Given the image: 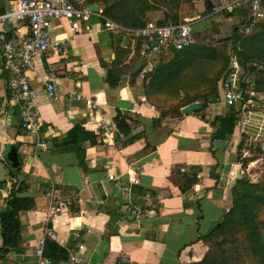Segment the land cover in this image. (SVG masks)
Masks as SVG:
<instances>
[{
    "label": "crops",
    "instance_id": "crops-1",
    "mask_svg": "<svg viewBox=\"0 0 264 264\" xmlns=\"http://www.w3.org/2000/svg\"><path fill=\"white\" fill-rule=\"evenodd\" d=\"M10 1L0 0V12ZM201 1L205 7L204 0H192ZM95 4L103 9L102 3ZM84 5L88 7L83 1ZM231 16L227 14L228 19ZM147 17L159 22L163 10L149 11ZM73 22L52 20L51 39L65 40L68 45L37 55L34 68L27 71L31 86L38 91L35 105L42 121L38 138L22 128L20 106L7 86L1 47L5 39L24 35L27 28L0 27V163L7 170L6 182H0V209L14 182L23 187L21 196L32 199L31 208L19 212L21 250L10 251L0 264H35L39 240L49 228L58 239L46 240L63 249L58 254L44 243L52 264H73L68 258L71 251L87 264H125L124 260L198 264L210 248L197 237L211 231L231 206L228 184L242 165L239 147L242 156H251L245 155L250 142L264 150V109L250 108L264 99V92L254 91L242 103L229 106L220 100L218 85V98L203 107L196 100L197 111L161 116L156 102L147 96L152 70L140 76L145 63L143 43L104 28L94 14L75 21L76 28ZM263 27L264 19L258 20L244 35L255 36ZM172 56L155 58L153 67ZM107 78L116 82L110 84ZM244 79L255 83V72H245ZM46 81L57 87L55 97L47 95ZM85 98L97 107L91 108ZM232 107L239 110L236 124L224 136L213 121ZM117 113L127 124L125 131L115 122ZM108 130L113 131V138L108 137ZM42 138L44 147L37 145ZM9 145L16 150L13 163L6 156ZM108 174L117 179H108ZM195 175L194 183L188 185ZM131 177L137 183L130 182ZM183 183L186 190L180 188ZM52 188L53 199L65 204L53 216L48 213ZM135 205L140 209L137 216L130 213Z\"/></svg>",
    "mask_w": 264,
    "mask_h": 264
},
{
    "label": "trees",
    "instance_id": "trees-1",
    "mask_svg": "<svg viewBox=\"0 0 264 264\" xmlns=\"http://www.w3.org/2000/svg\"><path fill=\"white\" fill-rule=\"evenodd\" d=\"M213 1L204 0L207 12L211 11ZM94 2L102 3L103 14L107 18L131 28L144 25L149 20L147 12L159 9L163 10V18L159 23H176L180 20L182 2L191 3L192 0H84L86 4ZM231 12L241 14L242 23H249V6L241 9L240 13L238 9H232ZM232 29L229 39L243 73L255 72L254 91L264 92V27L262 32L252 37L238 33L237 26ZM229 58L222 45L215 47L196 42L188 48L174 51L171 59L158 61L153 67L146 82L147 96L156 102L161 116L180 115L182 106L196 100L203 107L218 98V82L227 70ZM108 81L110 84L116 82ZM238 113L239 110L232 107L227 115L216 117L213 121L214 125L218 124L216 131L222 132L224 136L231 134ZM115 122L119 129L125 131L124 126L127 124L118 113ZM241 146L238 159L241 166L245 167L256 157L242 156ZM259 151L264 152L262 149ZM183 178L186 179L184 183L189 179L187 174ZM190 178L188 185L191 186L196 175ZM184 183L180 185L181 190L188 188ZM22 188L14 182L4 207L0 209V259L5 258L10 251L21 250L23 226L19 212L30 209L32 205L30 197L20 195ZM230 194L231 206L222 220L207 234L197 237L210 248L198 264H225L220 257L226 247L231 245H242L256 264H264V175L257 181L238 179L231 186ZM45 245L57 253H63V249L55 242L46 240ZM51 258L57 260L56 257Z\"/></svg>",
    "mask_w": 264,
    "mask_h": 264
},
{
    "label": "built area",
    "instance_id": "built-area-1",
    "mask_svg": "<svg viewBox=\"0 0 264 264\" xmlns=\"http://www.w3.org/2000/svg\"><path fill=\"white\" fill-rule=\"evenodd\" d=\"M84 0H11L9 7L0 12V27L5 24H11L14 28L25 26L27 31L24 35L7 38L2 42V55L5 67L8 71V89L20 106V115L22 118V128L27 134L40 137L42 121L40 120L35 100L38 95L36 88L32 87L27 75V71L34 68V58L44 51L51 49L53 51L64 50L68 42L65 40H52L50 36V25L53 19L65 18L73 22L76 28V22L79 19H87L90 15H96L106 29L118 30L141 41L144 48L145 63L141 69L140 76L144 77L146 73L153 69L155 58L170 55L174 51L183 50L196 42L194 23L206 18L200 16L196 19H186L176 23L161 24L155 19H149L142 26L124 27L119 23L107 18L102 9L98 11L90 10L86 5L82 6ZM244 4L249 6L250 21L244 27V34L252 31L256 21L264 19V0H214L210 14H220L231 9L238 8ZM195 20V21H194ZM46 93L49 97H55L57 87L53 81L44 83ZM219 90L221 91L223 101L234 106L242 103L246 96L254 93V83L245 81L244 73L235 53L229 58V63L225 74L219 80ZM81 99V95H77ZM86 104L91 108L97 107L96 102L90 98H85ZM154 108L153 105H150ZM108 137L113 138L114 133L108 130ZM44 147L46 141L42 138L37 143ZM235 168V166H234ZM108 179H117L112 174H108ZM130 182L137 183V179L131 177ZM118 184V183H117ZM120 189L129 191L128 186H121ZM53 188L48 192L51 196L48 213L53 216L60 213L65 206L61 201L53 199ZM0 191L2 187L0 185ZM133 216L140 213L136 205L130 210ZM46 238L58 239L57 233L53 229H47L45 236L39 240V246L35 251V264H52L49 257L44 254V243ZM83 245L79 244L78 249ZM69 260L73 264H87L83 262L72 251L69 254ZM125 264H133L123 261Z\"/></svg>",
    "mask_w": 264,
    "mask_h": 264
},
{
    "label": "rangeland",
    "instance_id": "rangeland-1",
    "mask_svg": "<svg viewBox=\"0 0 264 264\" xmlns=\"http://www.w3.org/2000/svg\"><path fill=\"white\" fill-rule=\"evenodd\" d=\"M198 1V0H197ZM201 2H184L180 7V18L182 20L185 19H196L200 16L202 18L205 16L206 18L199 20L197 23H194L195 30V39L197 43H203L205 45L225 46L227 54L229 57L233 51L232 42L229 39L232 34V28L234 26L238 27V33H244L245 23H242L243 17L235 12L232 14L231 19H228L227 14H210L205 9L206 7L201 5ZM203 4V3H202ZM244 8H247V4L242 5ZM201 10H198V8ZM200 12H194L195 10ZM232 10V9H231ZM229 10V11H231ZM235 10V9H234ZM202 14V15H201ZM198 16V17H197ZM185 17V18H184ZM196 17V18H195ZM152 18V17H150ZM195 21V20H194ZM195 42V43H196ZM219 85V83H218ZM220 100H223L222 95H220ZM250 106V105H248ZM262 108L264 109V99H259L258 103L254 102V106H250V108ZM249 143V142H248ZM247 150L250 154L245 151V155L255 156L257 159L253 160L247 165L249 172V179L252 181H257L264 175V152L259 151L262 149L257 142H250ZM264 151V150H263ZM247 152V154H246ZM244 153V152H243ZM252 165V166H251ZM6 181H2L3 184ZM218 255V253H215ZM220 259L223 260L225 264H256L248 250L242 245H231L227 246L225 253Z\"/></svg>",
    "mask_w": 264,
    "mask_h": 264
},
{
    "label": "water",
    "instance_id": "water-1",
    "mask_svg": "<svg viewBox=\"0 0 264 264\" xmlns=\"http://www.w3.org/2000/svg\"><path fill=\"white\" fill-rule=\"evenodd\" d=\"M88 8L92 11H98V9H99L98 5H96L95 3L88 4ZM227 14L231 15L232 13H227ZM199 108H200L199 103L197 101H193V102L188 103L185 106H183L181 109V112L184 114H188V113H192V112L197 111ZM6 156L10 162H12V163L15 162L17 157H16V150H15L14 146H12V145L7 146ZM6 172H7V170H6L5 166L0 163V182L4 180ZM238 179H243L245 181H247L249 179L247 166H245V167L241 166V168H239L236 171L235 176L231 179V181L228 184V188H231V186Z\"/></svg>",
    "mask_w": 264,
    "mask_h": 264
}]
</instances>
